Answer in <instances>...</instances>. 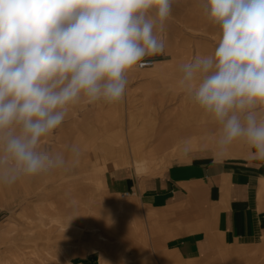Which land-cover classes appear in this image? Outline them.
Listing matches in <instances>:
<instances>
[{"label":"clouds","instance_id":"obj_1","mask_svg":"<svg viewBox=\"0 0 264 264\" xmlns=\"http://www.w3.org/2000/svg\"><path fill=\"white\" fill-rule=\"evenodd\" d=\"M175 0H0V184L65 170L79 157L41 147L80 103L122 102L128 74L160 54ZM211 55L180 65L179 88L264 161V0H205Z\"/></svg>","mask_w":264,"mask_h":264},{"label":"rangeland","instance_id":"obj_2","mask_svg":"<svg viewBox=\"0 0 264 264\" xmlns=\"http://www.w3.org/2000/svg\"><path fill=\"white\" fill-rule=\"evenodd\" d=\"M201 3L202 7L193 8L199 12L194 17L205 24L208 20L205 0ZM160 35L163 38L166 34L161 32ZM190 40L193 49L197 47L199 51L210 47V42L216 47L217 41L208 38L206 32H194ZM194 57L196 55L188 61ZM148 85L149 94L139 98L137 103L115 105L116 110L111 115L114 129L109 127L106 131L117 135H102L98 127L102 124L96 120L98 114L111 107L110 104L80 103L70 109L62 126L41 143L42 148L66 156L73 145L79 148V157L65 170L23 178L13 186L0 184V264H76L73 263L76 255H80L82 261L95 256L97 264H154L152 257L159 255L157 250L134 245L126 247L137 237L135 233L130 235L120 230L122 223L127 221L122 216L126 207L123 198L107 197L106 171L122 167L148 177L161 174L172 163L195 157L234 160L249 153L243 142H236L235 150L219 154L215 150L217 143L208 142L212 137L217 140L219 126L205 137V123H216L184 91L167 84ZM172 123H175L178 136L165 146V151L159 150L157 146ZM195 137L201 143L190 147L189 141ZM51 202L64 207L71 203L73 211L77 210L79 215L77 225H88L91 229L76 228L80 232L72 234L67 230L62 233L55 224L49 236L48 227L38 213L50 212ZM49 216L44 215L43 219L48 221ZM105 223L111 227L110 231H99ZM97 233L107 239L101 242ZM223 253L230 260L228 264H264V235L248 245L230 243L220 249L218 259L221 262ZM161 264L167 263L162 261Z\"/></svg>","mask_w":264,"mask_h":264},{"label":"crops","instance_id":"obj_3","mask_svg":"<svg viewBox=\"0 0 264 264\" xmlns=\"http://www.w3.org/2000/svg\"><path fill=\"white\" fill-rule=\"evenodd\" d=\"M202 1L175 0L172 15L162 31L166 34L162 39L167 49L146 57L154 60L153 67H138L128 74L123 101L110 104L105 113L96 117L102 124L98 126L102 135L118 134L106 131L109 127L114 129L111 115L116 110L115 105L137 103L139 98L149 94L148 84H167L178 88L180 65L188 62L193 55H211L214 52V42L199 51L197 47L193 49L190 40L194 32H206L208 38L217 40V27L208 18L203 24L194 17L199 12L193 8L202 7ZM205 124V137H209L217 124ZM169 129L157 146L159 150L165 151V146L178 136L175 123L170 124ZM215 140L214 137L208 138L211 144L217 143ZM200 143L195 137L189 141V146L197 147ZM236 148L237 143H234L228 150ZM215 150L224 154L218 151V147ZM104 176L107 197L124 199L126 209L122 211V216L127 221L122 223L120 230L130 235L135 233L137 237L131 244L129 238L125 240L129 242L126 247L134 245L152 248L154 252L157 250L159 255L152 257L154 264H161L162 261L167 264H228L230 260L224 253L223 262L218 259L220 249L230 243L248 245L264 235V161L252 159L249 153L234 160L195 157L172 163L161 174L148 177L122 167L106 171ZM49 207L50 212L38 213L42 223L48 227V235L51 229L55 230L51 227L55 224L59 225L56 229L62 233L68 230L73 234L78 233L77 229H91L88 225H77L79 215L77 210L73 211L71 203L64 207L51 202ZM44 215H50L48 221L43 219ZM109 229L111 227L105 223L99 231L108 232ZM97 235L101 242L107 239L102 233ZM81 262L97 264L95 256H88L85 261L80 255L74 256L73 263Z\"/></svg>","mask_w":264,"mask_h":264},{"label":"built area","instance_id":"obj_4","mask_svg":"<svg viewBox=\"0 0 264 264\" xmlns=\"http://www.w3.org/2000/svg\"><path fill=\"white\" fill-rule=\"evenodd\" d=\"M154 61L153 60H150V59H145L143 61V67H139L140 69H144V68H150V67H153L154 66Z\"/></svg>","mask_w":264,"mask_h":264}]
</instances>
